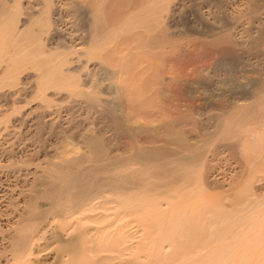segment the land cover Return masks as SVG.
<instances>
[{
  "label": "bare ground",
  "instance_id": "bare-ground-1",
  "mask_svg": "<svg viewBox=\"0 0 264 264\" xmlns=\"http://www.w3.org/2000/svg\"><path fill=\"white\" fill-rule=\"evenodd\" d=\"M115 1L119 2L0 0L3 78L9 81L23 78L26 86L22 91L32 89L33 99L42 97L48 105L51 97H57L68 101L69 108L102 114L126 108L124 104L128 103L131 112L138 115L148 92L140 85L142 72L135 75V70L132 74L128 69L138 50H157L163 46L161 38L155 40L158 27L165 23L174 27L184 18H191L194 24L207 22L208 25L220 18L225 30L232 31L227 32L231 34L229 37L239 43L247 42L252 32L259 35L264 31V0H131V5L126 4L127 8L131 7L128 11L125 4L118 6L124 5V10H120L125 11L120 14L117 8L114 13L118 15L112 11L111 4ZM81 5L86 6L85 21L83 16H78L84 10ZM77 16L83 20L82 26ZM140 31V45L132 42L138 41L132 40L133 37L132 41L125 37L132 34L136 38L139 35L133 34ZM119 39L126 41L122 47L119 43L116 46ZM129 41L136 46L132 47ZM30 66L34 75L26 74ZM105 68L113 74L112 93L105 91L104 82L96 78V72ZM49 91L50 98L46 96ZM247 101L250 100L244 96H236L224 104L231 110L224 111L220 127L215 130L224 138L238 137L236 144L226 148L237 168L231 165L225 169L228 163L224 162L226 165L222 167L215 164L213 171L217 170L209 182L202 154L182 138L183 130L167 124L147 129L154 122L145 124L149 133L145 140L157 143L158 133L162 131L167 140L159 150H141L132 137L134 143L130 145L136 143V154L117 164H96L91 169L93 174L90 168L82 169L86 160L81 159L46 168L44 179L47 177L51 182L48 187L53 202V224H59L53 236L59 247L54 245L51 253V248H46V256L55 253L53 262L46 264H264V98L244 109L243 103ZM50 107L44 115H55L54 110L58 109ZM35 110L38 108L23 118L30 125L35 121L31 117ZM140 119L135 116L130 120L138 123ZM102 152V143H93L95 163H104ZM175 156L179 157L174 160ZM236 169L240 170L239 176L236 173L238 179L233 175L230 182L227 173ZM29 215L31 220L34 214ZM30 223H21L10 241L13 264H43L35 254L41 256L45 251L40 250L43 253L37 255L35 246L40 239Z\"/></svg>",
  "mask_w": 264,
  "mask_h": 264
},
{
  "label": "rangeland",
  "instance_id": "rangeland-1",
  "mask_svg": "<svg viewBox=\"0 0 264 264\" xmlns=\"http://www.w3.org/2000/svg\"><path fill=\"white\" fill-rule=\"evenodd\" d=\"M118 1L120 3L115 1L113 3L114 6L111 4L113 13L117 12L115 10L119 8L118 6H120V4H125V6L121 5V8L122 6L126 7L131 5V0H127L126 3L125 0L123 2L120 0ZM22 3V7L25 6L24 1ZM127 3H129V5H126ZM81 6L78 10L81 11L83 7L84 10L81 12L79 11L80 14L78 16L80 18L86 13V6L82 8ZM121 8H119V10ZM128 8H124L125 11ZM111 9L109 10L111 11ZM118 12H120V14L123 13L121 10ZM114 14L118 15V13ZM80 18H78L79 25L82 26L80 23H84L83 20L85 21V15L82 17L83 20ZM190 20L191 18H184L180 21L181 24L179 22L174 27H168L166 23L165 25L163 24L164 26L162 25L161 28L158 27V29L155 30L156 38L153 37L155 40H160L161 38L163 46L160 48L157 47L158 51L155 50L156 48L152 49L153 51L151 49H149L151 51L144 49L143 51L140 50V52H138V50L137 53L134 54L135 59H132V63L135 65L131 63L132 67L130 66L128 70L131 73L135 70L133 71L135 75L139 74L138 72H142L143 75L140 73L142 75L140 85L145 86L148 92L146 98L142 101V110L136 113L138 115L131 112V106H129L128 103L124 104L126 108H116L115 110L113 109L112 112L103 111L101 109V112H104L101 114L100 111L93 112L89 109H82L83 112L81 109L69 108L71 105L68 101H62L57 97H51V91L46 95L52 99H49L52 101H49V103L51 102L50 105L43 102L45 99L42 97L36 98H42L43 100L36 99L35 97L33 99L32 89H29L30 91L25 90V92L27 91L26 93L22 91L23 86H26L23 85V78L18 77L13 81L3 78L4 66L2 53L0 51V196H4L2 197L4 200L0 197V264L6 263L7 260L6 264H8L9 260L10 264L12 263L11 260L13 259H10L12 243L10 248V241H13L12 239L16 236V231L23 225L21 223L30 221L31 226H34L36 229L35 236H38L37 238L40 239V242H37V246L39 247L35 246L36 253L39 255L45 251L41 256H36L35 254L36 259H39L38 261H41L43 264L53 262L55 253L50 255L47 254L48 256L45 254L48 253L49 248H51V251H49V253H51L54 245L56 248L59 245L53 237L54 234L57 233L59 224L58 222L53 224V202L50 198V189L48 187L51 182L47 177V179H44L46 176V168L52 165L81 159L86 160L82 169L90 168V170H93L94 165L98 166L99 164H103L102 166H105L104 164H109L110 162L112 164H117L120 160L128 158L129 156L131 157L132 154H136L134 150L136 149L134 147L136 143L139 145V149L142 148L141 150L145 148L149 150H159L164 146V143H166L167 139L163 137L165 135H163L161 131L158 133L157 143L153 144V141L148 143L147 141L149 139L145 140V138H149V133L145 130L153 126L160 127L167 124L170 126H178L179 129L183 130L182 138L185 139L186 142L191 143L190 145H194L196 152L202 154V160L206 163L204 164V173L205 177L207 176L208 182L213 180L214 171H216L217 168L214 171L213 169L216 165H218L217 167H222L224 163H228L227 165L224 164L226 165L225 169L231 165L237 168L234 158L230 156V152H228L229 154L227 153V149L236 144L238 137L235 135L230 138L221 137V135H217L218 129L215 130V128L220 127V123L224 116L223 113L231 110L225 106L229 103L228 101H230V98L244 96L250 100L249 102L247 101V103H243L244 109L249 108L253 104H257L258 101L260 102L261 99L264 98V31L262 33L260 32L259 35L258 33L252 32L249 34L252 36L246 38V43H239L236 41L237 39L235 40L232 36L229 37V35H231L229 33H232V31L228 28L225 30L226 25L222 23L220 18V21L218 19L211 20L208 25H206L207 22H205V24L202 22L203 25H200L201 23L194 24ZM195 25L201 28H196ZM223 28L224 32L223 30L220 31V29ZM159 30L164 31L162 32ZM198 30L200 34L197 33ZM158 32L159 34L160 32L161 34L163 33L164 37L161 36V34L158 35ZM217 32L219 34H217ZM136 34L139 35L136 37L138 39L134 38L135 36H131L132 34L130 36L127 34L125 37L127 39L129 38L128 40H131L133 37L134 39L132 38V40L138 41H131L136 43L139 42L137 44L140 45L142 41L140 37L141 31L133 35ZM157 35L160 37L157 38ZM125 37L123 36L122 38L125 39ZM124 39H119L120 41L117 42L116 46H118L119 43V47H122L124 42H128V40L125 39L126 41H124ZM131 41H129L130 45L135 47L136 44L134 43L135 45H133ZM223 41L225 42L223 43ZM217 42H219L220 45ZM188 59L190 61H188ZM144 63L146 66L143 67ZM30 67L26 74L34 75L35 72H32V66ZM105 69L96 72V78H100L99 80L104 82V88H107L105 91L109 90L110 93H112L114 90L111 83L113 74L109 68ZM29 86H27V88H29ZM65 102L66 104H64ZM45 105H48L47 109H49L48 107L50 106L54 107H50L51 109L57 108L58 110H54V113L57 111V114L55 113L53 116L44 115V111H47ZM59 105L61 106L59 107ZM111 105L114 106L115 104L112 103ZM244 105L246 107H244ZM175 106L177 109L179 108V112L175 111L177 110ZM214 106H216V108H213ZM67 107L69 109H66ZM221 107H227L228 109L223 110ZM37 108L38 110H35V114L31 116L33 120L35 118L36 122L34 121V124L32 121L33 124L31 123L30 125L27 120H24V116L30 113V110L32 111ZM220 109H222L223 112ZM135 116L141 118L140 122L138 121L137 123L130 120ZM47 119H49V121H47ZM38 122H40V126H38ZM147 122H154V124H152V126L146 125V127L148 126L146 129L145 124ZM140 126H142V128H140ZM132 137L134 138L133 141L136 142L132 146L133 148L130 145L134 143L131 141V139H133ZM93 141L102 143L104 152H102L101 159L103 160L101 161L104 163H101L100 159V163L94 162L97 161V159L93 156V143H95ZM171 148L173 149L174 146ZM177 157L179 156H175L173 159L175 160ZM87 159L90 160V162ZM219 164H221V166ZM92 170L91 173L87 172L93 174ZM239 171L238 169L229 171L227 173L228 179L232 180L233 175H236ZM232 172L234 173L231 175ZM237 175L234 176L236 179H238L239 176ZM31 212L34 214L33 218L28 220ZM17 224L19 225L18 227ZM130 228H132V226ZM13 231L15 232L13 233ZM46 231L47 233H45ZM40 235H42L41 238L43 237L44 239L41 240L39 237ZM55 249L53 252H55ZM40 250L43 252H38ZM2 253L5 254L3 255Z\"/></svg>",
  "mask_w": 264,
  "mask_h": 264
}]
</instances>
